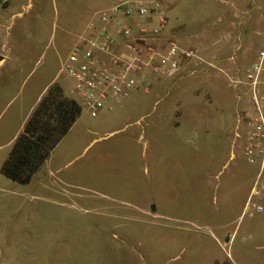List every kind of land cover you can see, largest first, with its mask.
<instances>
[{
  "label": "rangeland",
  "instance_id": "obj_1",
  "mask_svg": "<svg viewBox=\"0 0 264 264\" xmlns=\"http://www.w3.org/2000/svg\"><path fill=\"white\" fill-rule=\"evenodd\" d=\"M110 3L0 9V56L10 53L0 64V164L39 91L56 73L71 85L62 63L89 15ZM218 5L170 0L164 9L179 44L214 66L159 77L93 118L80 107L26 184L0 175L1 264H264V212L244 210L256 168L234 137L246 98L232 81L243 80L245 62L241 50L217 62L213 44L228 35L202 34L225 29ZM262 16L256 30L234 20L236 35L248 33L234 40L242 49L260 47Z\"/></svg>",
  "mask_w": 264,
  "mask_h": 264
},
{
  "label": "built area",
  "instance_id": "obj_2",
  "mask_svg": "<svg viewBox=\"0 0 264 264\" xmlns=\"http://www.w3.org/2000/svg\"><path fill=\"white\" fill-rule=\"evenodd\" d=\"M9 2L0 0V8ZM96 16L98 24H90L76 39L61 66L71 79L73 101L92 118L139 89L146 92L153 79L171 77L188 65L213 66L194 49L182 48L173 37L162 34L166 18L158 3L119 1ZM232 83L244 86L246 98V107L237 115L235 141L241 143L246 162L256 168L245 209L262 213L264 44L245 69L243 80L237 78Z\"/></svg>",
  "mask_w": 264,
  "mask_h": 264
},
{
  "label": "trees",
  "instance_id": "obj_3",
  "mask_svg": "<svg viewBox=\"0 0 264 264\" xmlns=\"http://www.w3.org/2000/svg\"><path fill=\"white\" fill-rule=\"evenodd\" d=\"M55 89L48 88L0 164V175L7 180L26 184L78 117L80 108L75 101L63 105L51 97Z\"/></svg>",
  "mask_w": 264,
  "mask_h": 264
},
{
  "label": "crops",
  "instance_id": "obj_4",
  "mask_svg": "<svg viewBox=\"0 0 264 264\" xmlns=\"http://www.w3.org/2000/svg\"><path fill=\"white\" fill-rule=\"evenodd\" d=\"M119 1L124 2V1H132V0H112V3H110V5H104L101 8H99L98 10L93 11L89 15L87 23L85 25V28L81 31L79 36L85 34L86 29H87V27L90 24H94V25L98 24L97 16H96L98 12H100L102 10H105V9H108L114 3L119 2ZM139 1L143 2L146 5H149V4H152V3H158L160 8L163 10V13H164V16H165L164 9L169 6V1L170 0H139ZM215 1H217L218 4H219L218 7H217V9L219 11L218 20H222V22L224 23V28L225 29L220 31L217 28H208L202 34H204L205 32H207V30H210V29L214 31L213 33H217L218 32V35H220V36L222 34H227L228 35V39H227V41L224 44L218 45V46H217L216 43L213 44V47L215 48V51L219 52L218 55H216V57L218 59L217 62H219V60L221 61V58H223L222 53H226L227 57L229 56L228 59L234 61V60H236V56H237L236 52L241 50V59H243V61L245 62V66L247 68L254 62L258 51L262 48V46L264 44V33H263V40H262L261 45H260V47L258 49H256L255 51L250 49V47L242 49L240 44H236L234 40L238 38L239 34H241V33L248 34V33L246 32V29H244L241 33H237V35H236V32H235L236 31L235 30L236 23H235L234 20L239 17V19H242V21H238V23L242 24L244 26V28L246 27V25L252 24V26H251L252 30H256L257 26H259L260 23H261V20H262L261 18L263 17L262 13L264 12V0H215ZM106 2H107V0H106ZM0 9H3V8H0ZM252 11H257L259 14L258 15H252L251 14ZM251 20H254V21H251ZM162 34L165 35V36L173 37L176 40V42L178 43V45L180 47H182L179 44L178 39H176V37L172 36V34L170 33V30H168L167 19H166L165 28H164V31H163ZM257 34H259V32H257ZM79 36H77L76 39ZM76 39H75V42H76ZM215 42H217V40H215ZM182 48H184V47H182ZM191 49H194V48H191ZM2 54L3 55L0 56V64H5V62L8 60V58L10 56V53L8 52V50H6V51L3 50ZM218 56L220 58H218ZM237 63H238V61H237ZM211 64L214 66L213 63H211ZM187 67H192V66L188 65ZM197 67H199V66H197ZM58 74L59 73H56L54 75L53 79L50 81V83L45 85L39 91V93L36 96V98L33 101V103L28 107V109H27V111L25 113L24 119L22 121V124L20 125L19 133L21 132V129H22L24 123L28 120V118L32 114V112L35 109L36 105L46 95V92H47L48 88H50L51 86H54L56 88L51 97H53L54 100L57 101V103H60V104L62 103L64 105L65 102H67L69 100H73V96H72V93H71V85L68 86L67 84L63 83L62 80L60 81ZM154 80H156V79L151 80V82L154 81ZM114 104H116V103H114ZM74 123H75V121L72 123V125ZM72 125L68 128V131L72 127ZM18 134L14 135L11 138L10 147H11L12 143L14 142V140L17 137ZM263 203H264V196H263V201H262V205L264 207ZM244 210H249V209H245V203H244ZM0 263H1V261H0Z\"/></svg>",
  "mask_w": 264,
  "mask_h": 264
}]
</instances>
